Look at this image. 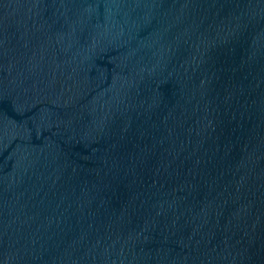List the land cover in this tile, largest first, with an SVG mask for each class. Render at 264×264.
<instances>
[{
	"label": "water",
	"instance_id": "1",
	"mask_svg": "<svg viewBox=\"0 0 264 264\" xmlns=\"http://www.w3.org/2000/svg\"><path fill=\"white\" fill-rule=\"evenodd\" d=\"M0 264H264V0H0Z\"/></svg>",
	"mask_w": 264,
	"mask_h": 264
}]
</instances>
